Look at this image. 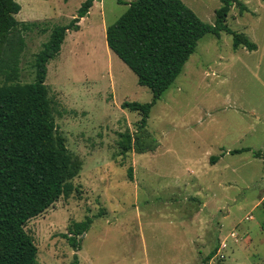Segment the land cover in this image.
I'll list each match as a JSON object with an SVG mask.
<instances>
[{
	"label": "rangeland",
	"instance_id": "rangeland-1",
	"mask_svg": "<svg viewBox=\"0 0 264 264\" xmlns=\"http://www.w3.org/2000/svg\"><path fill=\"white\" fill-rule=\"evenodd\" d=\"M19 1L27 45L20 83L30 84L53 28L68 25L86 0ZM134 1H96L49 64L55 123L80 171L71 195L25 228L39 264H204L213 252L207 264H264V0H241L248 11L234 5L227 19L258 50L235 51L226 32L206 35L143 130L141 115L122 105L150 103L152 92L106 42L107 28ZM182 1L209 25L222 7L221 0ZM31 23L38 27L24 32ZM123 135L132 140L127 153ZM244 148L261 158L220 157ZM88 217L94 222L76 251L69 228Z\"/></svg>",
	"mask_w": 264,
	"mask_h": 264
},
{
	"label": "trees",
	"instance_id": "trees-1",
	"mask_svg": "<svg viewBox=\"0 0 264 264\" xmlns=\"http://www.w3.org/2000/svg\"><path fill=\"white\" fill-rule=\"evenodd\" d=\"M96 1L101 0H86L68 25L53 28L49 41L35 55V81L21 84V57L27 45L16 17L23 9L16 0H0V264H39V249L25 228L73 191L70 181L80 167L74 166L65 137L55 123L46 81L49 64L60 56L68 33L80 31V22ZM221 3L215 24L209 25L182 0H136L127 3L125 14L107 28L106 42L112 53L153 95L150 103L122 105L124 110L141 115L139 130L147 127L152 109L181 76L206 35L220 38L226 32L233 37L235 51L242 47L250 52L258 50L248 36L232 31L227 24L234 5L240 14L248 11L247 6L241 0ZM37 27V23L25 24L22 30ZM122 137L121 146L127 153L132 140L128 135ZM248 152L252 150H232L220 157ZM252 153L255 158L262 156L260 151ZM220 157L212 158V164ZM128 174L133 178L132 168ZM93 222L88 217L70 226L69 242L76 251L81 249L76 239L86 234ZM215 254L211 253L204 264Z\"/></svg>",
	"mask_w": 264,
	"mask_h": 264
},
{
	"label": "crops",
	"instance_id": "crops-1",
	"mask_svg": "<svg viewBox=\"0 0 264 264\" xmlns=\"http://www.w3.org/2000/svg\"><path fill=\"white\" fill-rule=\"evenodd\" d=\"M16 1H17V2H20L19 0H16ZM21 7H22V6H21ZM21 12H22V10H21ZM89 14H90V13H89ZM88 16H89V15H88ZM24 18L27 19V17H24ZM84 19H85V18H84ZM84 19H82V22L84 21ZM27 20H28V19H27ZM82 22H81V23H82ZM104 31H105V30H104ZM229 152H230V151H229ZM219 161H220V160H219ZM219 161H218V162H219Z\"/></svg>",
	"mask_w": 264,
	"mask_h": 264
}]
</instances>
